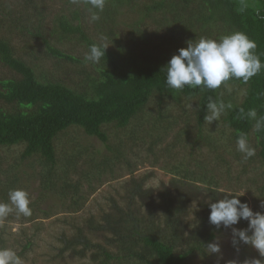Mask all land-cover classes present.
I'll return each mask as SVG.
<instances>
[{
    "label": "trees",
    "instance_id": "1",
    "mask_svg": "<svg viewBox=\"0 0 264 264\" xmlns=\"http://www.w3.org/2000/svg\"><path fill=\"white\" fill-rule=\"evenodd\" d=\"M22 1L26 3L22 10H30L13 17L14 28L20 34L31 37L39 46L33 50L30 45L27 52L34 58L56 59L59 65L64 61L79 67L90 63L97 70L95 75L90 70L82 69L79 85L84 86L78 87L81 90L62 81L51 82L36 70L38 65L16 56L8 37L0 36V62L15 72L13 77L0 78V100L10 105L0 106V147L24 144L21 159H33V166L38 167L34 176L38 177L40 188L47 192L53 202L55 197V203L67 204V212L84 210L89 196L97 190L96 184H102L103 176L115 171V160L120 159L122 153L118 145L111 146L109 143L110 125L121 128L124 133L130 131V140H141L148 145L151 154L155 153V147L162 143L164 136L177 123L176 119L174 122L166 119L161 107L154 112L155 107L149 104L156 95L159 98L158 106L162 105L160 100L164 97L178 102L182 97L197 99L194 128L199 132V138L191 142L192 150L196 151L201 150V146L193 145L194 142L199 144L202 140L214 153L227 149L215 143L210 135H204L203 125L209 98L218 103L222 101L225 105L231 104L232 107L226 108L223 113L226 127L231 130V141H236L240 133L250 139L253 133L261 146L259 155L264 166V129L257 131L255 120L247 116L250 109H255L257 118L264 117V66L246 83L233 78L215 90L188 86L183 90H174L168 88L166 72L162 69L183 45L175 46L171 55H156L154 60L147 54L148 59L139 60L135 53L140 43L147 45L153 42L148 29H145L147 19L151 18L156 26L166 30L157 48L171 47L181 38L188 41L199 39L204 30L217 27L226 35L245 33L255 42L253 51L264 65V0H153L147 5L141 0H106L104 10L99 12L100 19L96 22L89 20L96 10L91 9L86 0H78L76 4L65 0L69 14L55 16L53 27L47 21L48 14L38 10L35 0ZM125 7L132 11L135 20L133 18L132 31H129L131 36H125L127 38L123 40L122 32L127 29L121 25ZM177 27L181 38H177ZM98 37H102L103 42ZM104 39L112 45L108 46ZM64 43L71 44L70 51L59 46ZM126 43L129 47L125 46ZM92 44L108 46L99 63H92L85 59L86 56L77 55L80 48L88 54ZM125 48H130L132 54L126 53ZM228 85L246 88L242 103L238 104L232 96L223 94ZM241 108L244 109L243 115ZM72 127H80L87 136L98 138L114 155H102L95 153V150L89 152L82 147H74L73 153L67 148L59 149L57 142L60 134ZM182 135L183 131L177 133L180 140ZM189 136L186 138L191 140ZM257 157L258 153H255L245 161L252 162ZM195 160L200 169L202 165L198 159ZM185 165V161L166 163L164 168L186 179H200L209 186L210 195L214 197L213 188L219 185L222 178L212 170L203 169L200 173ZM134 170L130 168V173L133 174ZM151 177L152 174L147 173L129 184L128 194L123 196L126 198L124 205L122 201L119 204L112 198L110 207L99 209L98 215L75 221L73 218L72 222L69 221L70 216H64L63 222L71 225L74 233L69 238L65 233L60 237L64 244L58 251L63 262L69 253L71 259L90 256V261L83 264H186L188 257L196 250L203 253L221 229L212 228L207 238L202 239L198 235L189 249H179L173 242L175 240L168 239L164 233L171 228L174 236L183 230L181 223L187 216L186 207L163 199L159 208L153 211L149 202L154 195L147 187ZM236 179L241 180L240 177ZM19 181L20 176L16 175L9 177L7 184L0 185L3 203L10 202V190L25 189L23 185L17 186ZM257 190L258 196L264 197V183L258 184ZM137 197H145V200L141 202ZM240 199L242 202L246 200L244 197ZM213 200L217 202V198ZM49 210L53 208L49 206ZM49 210L43 211L46 216H50ZM258 211L264 212V208ZM163 216L166 227L160 229ZM24 218L26 220L21 223L33 224V234L25 227H20L15 234L0 232V249L11 248L19 258L33 244L36 234L34 222L37 217L34 211ZM244 223L243 228H246L248 222Z\"/></svg>",
    "mask_w": 264,
    "mask_h": 264
},
{
    "label": "rangeland",
    "instance_id": "2",
    "mask_svg": "<svg viewBox=\"0 0 264 264\" xmlns=\"http://www.w3.org/2000/svg\"><path fill=\"white\" fill-rule=\"evenodd\" d=\"M145 2V5L150 4L153 0H141ZM38 5V10L43 11L44 14H48L47 21L49 26L53 27L54 17L62 14H69L68 6L65 0H35ZM26 3L22 0H0V36H6L11 41V44L16 51V56H20L27 60L30 64L38 65L37 71L42 72L47 80L51 82L62 81L74 87H82L79 84L80 72L82 69L90 70L95 75H97V70L90 64L86 63L84 66L79 67L77 64L69 62H61L59 65L56 59L47 58H34V55L27 52L30 49L38 48V43L32 40L31 37L27 35L20 34L18 30L14 28L13 17L17 15L26 14L30 9H24ZM23 11V12H22ZM124 15L122 16L123 21L121 25L127 28L122 35L123 40L131 36L129 31H132L131 27L135 16L132 15V11H129L125 7ZM134 18V20H133ZM89 19V18H87ZM90 20V19H89ZM90 23V21H88ZM88 23V24H89ZM146 27L148 29L149 36L153 41L150 44L140 43L138 46L136 57L139 60L145 61L148 56L153 60L156 55L172 54V49L175 46L184 47L187 46V39L180 37V29L177 27V43L171 47L164 46L157 48L156 46L162 41V38L166 30L161 26H156L152 22V19H147ZM91 25V24H90ZM14 30V31H11ZM222 29L217 27H210L206 31L200 33L199 38H211L217 39L225 36ZM102 37H98V40L102 41ZM194 40V39H193ZM198 40V39H195ZM105 43L108 46L112 44ZM195 42V41H193ZM71 44L64 43L59 44V46L64 47V50L70 51ZM129 47V44H125ZM115 48V44H113ZM111 48V47H110ZM128 48L124 51L131 55L132 53ZM37 51V50H36ZM77 55L86 56L87 52L80 48L78 49ZM147 54L148 56H146ZM40 56V55H39ZM38 56V57H39ZM15 72L9 67L3 65L0 62V78L13 77ZM42 76V75H41ZM80 89V88H78ZM81 90V89H80ZM223 94L232 96L234 101L238 104L242 103L245 99L246 88L244 86H232L228 85L224 88ZM158 95H156L151 101L150 106L155 107L156 112L159 107L165 112V118L169 121L177 120L176 125L169 130V134L165 137L161 144L157 145L154 149L155 153H150L144 142L130 140L128 134L130 131L124 133L121 128L110 125L108 129V134L110 135V145H118V149L121 154V158L115 160V171L112 174L109 172L107 175L103 176L104 182L97 185V190L92 193L85 205V209L78 212H67V204L61 205L58 202H53L47 192H43L39 186V179L34 176L35 171H37V166H33V159H21V153L24 151L25 145L20 144L16 146H2L0 147V185H5L8 183L9 177L20 176V181L18 182V187L25 186V189L29 193L30 197V207L34 211L35 219L34 224L36 229V234L34 236L33 244L28 248L24 256L20 257L21 264H83L84 262L90 261L89 258H72L70 254H66L65 261L59 256V247H62L64 242L60 239L62 233L66 234V237H71L74 233V229L71 225L63 222L64 216H70L69 221H74L75 219H85L90 215H98L99 209L109 208L110 200L113 198L119 204L122 201V205L126 203V198H123L127 193V187L136 178L142 177L147 173L152 174L148 186L153 192V199L149 202L150 207L153 211H156L162 202L169 200L173 202L174 205H184L186 207L187 216L181 223L183 230L176 232L173 236L170 230L165 231V237L170 240H175L179 249H189L194 242V238L198 235L207 238L212 228H216L214 225H210L208 222V216L210 214V203H215L213 198H217V201L222 199L224 194L233 193L237 195H243L253 211H258L262 209L260 207L261 202L264 201V197L258 196V184L262 185L264 183V166L261 163V158L259 152L261 146L259 141L256 139L255 135L251 133L249 143L255 148L256 153H258L257 159L255 161H250L242 157V154L236 150V141H231V130L226 127V123L223 120L224 114L222 113L218 121H213L211 124L204 123L203 134L210 135L214 139L215 143L220 146H225L224 152L214 153L211 147L204 144L202 140L199 144L195 143L193 145L201 146V150H192L191 142L195 138H199L197 129L194 128L197 122V116L195 114V105L197 99H187L182 97L179 102L164 97L161 98L162 105L158 106ZM191 105V107H189ZM0 106L10 107L9 104L0 100ZM11 106H13L11 104ZM168 110L169 112H167ZM167 112V113H166ZM167 121V120H166ZM168 122V121H167ZM145 125V124H144ZM183 135L178 138L177 133L182 132ZM189 133V135H188ZM186 136L191 137V140L186 138ZM231 141V142H230ZM58 148H67L70 153H73L74 147H82L88 149L89 152L95 150V153L100 152L102 155L110 153L114 155L113 151L108 150L107 145L102 143L96 137L87 136L84 130L80 127H72L68 131L63 132L59 136L57 142ZM195 147V146H194ZM98 159H100L98 157ZM203 166L199 169L196 164V160ZM223 159H226L223 161ZM185 166H188L192 170L202 172L205 170H212L215 174H218L222 180L217 187L213 188L215 194L210 195L209 186L201 181L200 179L194 177L193 179L183 178L181 175L173 174L167 167L170 163L178 164L184 162ZM226 162V163H224ZM83 163V162H82ZM62 164V163H61ZM20 165V166H18ZM83 165H85L83 163ZM12 167V169H11ZM130 168H135L134 173H130ZM77 177V176H76ZM240 177L241 180L236 179ZM257 182V183H254ZM86 189V188H85ZM239 197V198H240ZM145 197H137V200L142 202ZM2 198H0V203H3ZM145 203V201H144ZM10 205V202L8 203ZM49 206L53 210H49ZM12 210L4 217H0V232L10 231V233H16L20 227H25L28 229L30 234H33V224L21 223L26 220L22 214H19L15 207L10 205ZM44 209L50 211V216H46L45 212L39 210ZM161 210V209H160ZM159 210V211H160ZM47 217V218H46ZM244 220H241L237 225L232 227L243 228ZM166 227V221L164 216L161 220L160 229ZM248 227V226H247ZM246 227V228H247ZM31 228V229H30ZM221 231L210 243H218L221 247L219 253H210V250L206 247L205 251L196 250L187 259L186 264H233V262H238L241 264L245 260L259 259L261 264H264V256H261L259 251L253 248L251 245L241 244L239 246V251H237L232 245V228H225L221 225ZM251 233V232H250ZM179 234V235H177ZM10 235V234H9ZM17 244L15 248L17 249ZM13 248V246H12ZM14 248V249H15ZM20 248V247H19ZM18 248V249H19ZM11 250V248H9Z\"/></svg>",
    "mask_w": 264,
    "mask_h": 264
},
{
    "label": "clouds",
    "instance_id": "3",
    "mask_svg": "<svg viewBox=\"0 0 264 264\" xmlns=\"http://www.w3.org/2000/svg\"><path fill=\"white\" fill-rule=\"evenodd\" d=\"M73 4L78 0H71ZM93 11L90 20L96 22L100 19L99 12L105 7L106 0H86ZM195 41V42H193ZM187 46L178 50V54L172 56L167 65L162 69L166 72V84L169 89L183 90L185 86L191 88L215 90L227 81L235 78L248 82L262 68L260 58L253 51L256 44L243 32H233L217 39L201 37L198 40H189ZM108 48L102 45L92 44L85 59L92 63H99L105 56ZM191 107V105L189 106ZM207 113L204 117L206 123L218 121L226 108L222 101L216 102L209 98ZM244 114V109H240ZM247 116L255 120L254 127L257 131L264 129V117L257 118L255 109H250ZM236 150L244 159L253 157L256 153L254 147L248 141L247 135L240 133L236 139ZM223 199L210 203L208 222L217 229L221 225L232 228V245L239 251L241 244L251 245L264 256V212L253 211L247 202L239 198L243 195L227 193ZM10 205L15 207L19 214L30 216L29 193L23 189H13L8 193ZM7 203H0V217L6 216L12 208ZM264 208V201L261 202ZM241 220L248 222L247 228L232 227ZM251 232V235H249ZM207 248L210 253H219L221 247L218 243H209ZM0 264H21L16 253L9 249H0ZM238 264V262H233ZM243 264H261L259 259L245 260Z\"/></svg>",
    "mask_w": 264,
    "mask_h": 264
}]
</instances>
